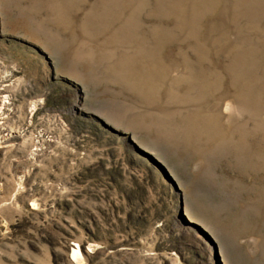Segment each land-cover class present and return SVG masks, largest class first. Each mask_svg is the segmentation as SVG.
<instances>
[{"label":"rangeland","instance_id":"374dc122","mask_svg":"<svg viewBox=\"0 0 264 264\" xmlns=\"http://www.w3.org/2000/svg\"><path fill=\"white\" fill-rule=\"evenodd\" d=\"M0 264H264V0H0Z\"/></svg>","mask_w":264,"mask_h":264}]
</instances>
